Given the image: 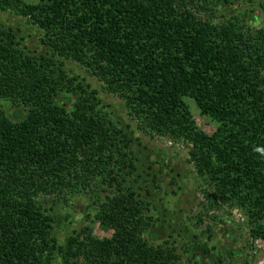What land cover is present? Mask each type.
<instances>
[{"label": "trees", "instance_id": "1", "mask_svg": "<svg viewBox=\"0 0 264 264\" xmlns=\"http://www.w3.org/2000/svg\"><path fill=\"white\" fill-rule=\"evenodd\" d=\"M239 1L0 0V12L27 18L47 49L32 53L0 22V99L27 111L14 121L0 110V264L181 259L151 237V203L128 180L137 168L123 128L60 59L122 99L143 133L183 144L210 207H239L264 235V28L202 15ZM60 92L74 97L71 109L57 103ZM186 97L218 124L212 135L197 128ZM72 195L92 202L110 238L87 227L58 243L45 201Z\"/></svg>", "mask_w": 264, "mask_h": 264}, {"label": "rangeland", "instance_id": "2", "mask_svg": "<svg viewBox=\"0 0 264 264\" xmlns=\"http://www.w3.org/2000/svg\"><path fill=\"white\" fill-rule=\"evenodd\" d=\"M202 15L215 22L238 18L247 26L260 29L264 28V0H240L235 5L218 6L214 12ZM0 22L22 36L23 45L32 53H46L42 33L27 18L0 12ZM60 61L69 77L85 79L91 89L97 91L100 107L126 133L137 168L128 180L151 203L155 221L151 234L155 242H152H168L176 247L181 256L178 264H264V235L254 236L247 216L239 207L233 204L210 207L205 192L208 187L197 175L183 144L143 133L128 115L122 99L106 92L97 78L79 63ZM56 101L71 109L74 97L60 92ZM185 101L197 128L212 135L218 124L201 113L193 98L186 97ZM0 110L14 121H21L27 115L25 108L15 107L4 99H0ZM47 201L49 207L54 204L53 233L60 245L65 246L70 237L87 227L92 228L98 238L112 236L111 229L95 220L97 209L91 207L92 202L86 196L51 197Z\"/></svg>", "mask_w": 264, "mask_h": 264}]
</instances>
